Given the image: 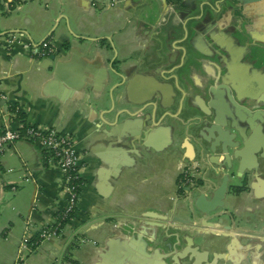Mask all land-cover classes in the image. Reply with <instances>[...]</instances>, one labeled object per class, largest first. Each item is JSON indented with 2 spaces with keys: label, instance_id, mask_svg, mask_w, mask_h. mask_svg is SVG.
<instances>
[{
  "label": "crops",
  "instance_id": "crops-1",
  "mask_svg": "<svg viewBox=\"0 0 264 264\" xmlns=\"http://www.w3.org/2000/svg\"><path fill=\"white\" fill-rule=\"evenodd\" d=\"M112 1L22 0L8 9L0 0V131L34 124L70 135L83 181L59 234L22 247L23 238L56 223L64 199L61 172L40 147L12 143L0 156V264H264V159L257 150L253 187L226 195L231 230L227 217L213 228L206 219L197 225L202 235L192 239L188 229L176 241L173 230L152 226L168 218V226L184 228L171 222L187 215L178 183L184 161L192 169L198 162L185 160L183 146L201 151L199 127L190 122L208 111L210 94L237 96L264 120V0H189L194 10L186 14L184 0ZM13 32L34 44L49 40L53 53L39 57L19 41L8 45ZM220 83L228 86L224 95ZM110 104L131 108L135 119L150 115L152 129L160 128L153 145L163 133L167 143L136 157L108 136L102 111Z\"/></svg>",
  "mask_w": 264,
  "mask_h": 264
},
{
  "label": "water",
  "instance_id": "water-1",
  "mask_svg": "<svg viewBox=\"0 0 264 264\" xmlns=\"http://www.w3.org/2000/svg\"><path fill=\"white\" fill-rule=\"evenodd\" d=\"M102 1L107 5H111V2H113L112 0ZM236 1L241 5H247L261 2L262 0ZM192 2L194 1L184 0L183 4L186 5V8L183 9L184 14L194 10ZM175 3L177 4L178 0H175ZM110 71L120 77L116 71L112 69ZM218 74L219 79L221 73L219 72ZM219 89L221 90L220 93L224 95V91L228 89V86L220 83ZM210 95V99L206 104L212 108L214 114L203 112V116L191 118L190 124L199 127L198 134L201 135L202 130H205L207 134L206 136L197 134V137L203 144L200 151L201 156H203L202 163L208 167L207 169L210 170L211 176L206 180L204 179V182L200 185L194 184L184 189L185 195L181 198L182 206L180 209L187 213V215L186 217L177 215L171 220V222L184 226V228L170 227L171 223L168 226L165 224L168 218H161L157 225H152L163 230H173V237L176 241V238H179L180 234L188 229L192 230V234L190 235L192 239L198 237V235H202V232L197 230V225H200L202 220L206 219L212 222L211 227L213 228L222 226L223 218L227 217L230 224L227 225L225 230H231L234 218L230 216L225 201L226 195L230 193L229 188L240 187V193L243 192V188L246 185L248 188H252V180L255 178L256 173H258V166L255 163V158L252 157L253 151L257 150L256 153H259V157L264 159V135L262 133L264 120L260 116L263 113L258 110H248L242 105L240 107L233 106L231 110V107L223 99V101L219 99L221 95ZM226 95L228 98L235 100L236 103L238 102L233 95ZM102 97L103 95L101 94L97 96L96 102L100 103ZM222 102L227 105L225 109H222ZM114 109L110 104L109 108L102 111V122L112 130V133L108 136L115 137L117 142L126 144L127 148H134L135 151L132 153L136 157L142 158L143 153L146 152L145 149H151L152 147L159 150L158 147L160 145L163 146L167 143L168 137L166 133H163V141L161 143L157 141V147L153 145L160 128H157L156 131L152 129V127L156 126L150 115L141 119H135L138 113L132 111L131 108H125L119 112ZM225 114L227 115L226 117ZM168 116L169 113L164 115V117ZM166 128L168 130L167 126ZM212 155H215L213 157L220 158V161L210 159L209 157ZM205 160L206 162H204ZM220 176H223V180L219 183ZM1 190L2 183L0 179V193ZM233 195L238 196L239 194ZM258 221L259 223H263V219H259ZM261 229V233H264V227H261ZM170 264L177 263L172 262Z\"/></svg>",
  "mask_w": 264,
  "mask_h": 264
},
{
  "label": "built area",
  "instance_id": "built-area-1",
  "mask_svg": "<svg viewBox=\"0 0 264 264\" xmlns=\"http://www.w3.org/2000/svg\"><path fill=\"white\" fill-rule=\"evenodd\" d=\"M6 2L8 9L18 8L22 0H2ZM172 2L173 0H168ZM19 41L23 48L32 55L39 57L53 53V48L49 40H43L34 44L24 40V33L13 32L9 34L8 45ZM16 107L14 113L16 115ZM25 139L36 143L43 151L44 160L56 166L61 172V188L64 199V206L59 212L56 223L53 226H43L39 229L36 236L30 241V238H23L22 247L31 243L38 245L43 240L57 236L62 229L61 221L70 219L74 214L82 182L78 180L80 176V157L74 149V142L70 135L62 133L53 127H44L30 124L22 130L18 128L4 127L0 131V156L15 141ZM184 170H181V174ZM185 182V181H184ZM183 179L179 180L178 186L183 185ZM66 221V222H67ZM32 249V248H31Z\"/></svg>",
  "mask_w": 264,
  "mask_h": 264
},
{
  "label": "flooded vegetation",
  "instance_id": "flooded-vegetation-1",
  "mask_svg": "<svg viewBox=\"0 0 264 264\" xmlns=\"http://www.w3.org/2000/svg\"><path fill=\"white\" fill-rule=\"evenodd\" d=\"M223 99H224V102L231 108H233V106L240 107L239 105L240 98H238L237 96L235 97V99L238 101L239 104H237L235 100L228 98L226 94L224 95ZM224 102L221 103L222 107L227 106L226 104H224ZM207 112H209V114H214V111L212 110V108H208ZM183 147H184L183 155L185 157V160L187 161L197 160L198 162V164L192 169L184 161V166L182 167L184 172L180 175V180L183 179V182L185 181L180 188L184 190L188 186H191L194 184H199V185L202 184L204 182V179L206 180L207 178H210L211 175H210V170L207 169L208 168L207 166L203 164V167H201V165L199 164V162L202 163V156L199 150L193 151L194 149L192 150V147L191 148H188L187 146H183ZM222 180H223V176H220L219 183ZM229 190L230 192H233L234 194H240V187H230Z\"/></svg>",
  "mask_w": 264,
  "mask_h": 264
},
{
  "label": "trees",
  "instance_id": "trees-1",
  "mask_svg": "<svg viewBox=\"0 0 264 264\" xmlns=\"http://www.w3.org/2000/svg\"><path fill=\"white\" fill-rule=\"evenodd\" d=\"M15 106H10V109L13 111L15 110ZM16 117L21 121V122H24V118H25V115L23 112H21L19 109L16 111ZM30 124H27V125H21V127L19 128L20 130H22L23 128H25L26 126H28ZM79 182H83L82 181V178H80L78 180ZM67 220H62L61 221V226H63L65 223H66Z\"/></svg>",
  "mask_w": 264,
  "mask_h": 264
},
{
  "label": "rangeland",
  "instance_id": "rangeland-1",
  "mask_svg": "<svg viewBox=\"0 0 264 264\" xmlns=\"http://www.w3.org/2000/svg\"><path fill=\"white\" fill-rule=\"evenodd\" d=\"M20 7V6H19ZM0 178L3 180V177H2V174L0 173ZM6 191H8V190H6Z\"/></svg>",
  "mask_w": 264,
  "mask_h": 264
}]
</instances>
